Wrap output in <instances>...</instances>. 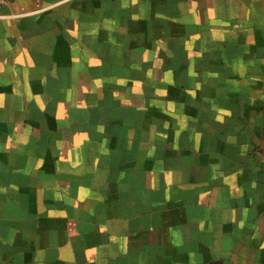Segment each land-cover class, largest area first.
Instances as JSON below:
<instances>
[{
    "label": "crops",
    "instance_id": "0c3cea01",
    "mask_svg": "<svg viewBox=\"0 0 264 264\" xmlns=\"http://www.w3.org/2000/svg\"><path fill=\"white\" fill-rule=\"evenodd\" d=\"M0 264H264V0L1 5Z\"/></svg>",
    "mask_w": 264,
    "mask_h": 264
},
{
    "label": "built area",
    "instance_id": "2783aa9c",
    "mask_svg": "<svg viewBox=\"0 0 264 264\" xmlns=\"http://www.w3.org/2000/svg\"><path fill=\"white\" fill-rule=\"evenodd\" d=\"M7 2V0H0V6L5 4Z\"/></svg>",
    "mask_w": 264,
    "mask_h": 264
}]
</instances>
